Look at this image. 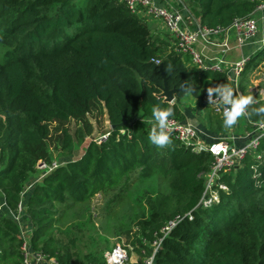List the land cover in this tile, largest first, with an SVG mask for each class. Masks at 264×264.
Instances as JSON below:
<instances>
[{"label":"trees","instance_id":"16d2710c","mask_svg":"<svg viewBox=\"0 0 264 264\" xmlns=\"http://www.w3.org/2000/svg\"><path fill=\"white\" fill-rule=\"evenodd\" d=\"M260 1L181 0L189 26L209 28L253 16ZM151 23L122 0H0V264L22 263L23 239L11 214L19 204L33 226L32 250L70 264L73 256L52 234L60 215L131 175L162 176L167 192L147 200L148 214L135 224L138 262L127 264H142L177 216L183 219L153 264H264V162L249 156L222 172L212 187L217 202L203 207L213 156L172 137L164 148L148 139L153 107H171L169 118L183 123L181 99H201L207 80L214 87L230 84L224 73L200 71L176 54L170 35L155 36ZM260 62L264 42L243 75ZM165 84L175 90L172 103L161 97ZM254 100L249 110L264 105ZM89 118L107 121L104 132L96 129L98 136L110 133L107 141H91L82 158L57 166L25 193L38 164L53 165V151L72 153V123L79 124V142L93 135ZM260 121L264 114L244 116L249 130Z\"/></svg>","mask_w":264,"mask_h":264},{"label":"rangeland","instance_id":"374dc122","mask_svg":"<svg viewBox=\"0 0 264 264\" xmlns=\"http://www.w3.org/2000/svg\"><path fill=\"white\" fill-rule=\"evenodd\" d=\"M158 25L162 27L161 24L158 23ZM258 25L259 28L260 26L264 28V14L259 17ZM263 35L264 33H261L259 38L257 37L258 43L261 44L260 47H262L264 42ZM236 84V93L263 99L264 62H260L253 70L244 75L242 73ZM202 88L203 95H205L202 103L198 99L186 96L182 99L181 106L184 110H187L188 115L191 114L192 121L197 123V125L206 127L212 133L219 131L220 133L229 134V131L224 132L225 129L223 128L220 130L222 125L220 127L216 119V116H218V119L220 118L223 121V117L215 113L205 101V98L209 96L208 89L215 87L204 81ZM213 94L216 93L214 92ZM89 119V122L96 127L93 135L90 137L84 136L79 142L76 134L77 130H79V124L72 123L71 134L74 138V149L69 156L65 152L53 151L51 154L53 164L64 166L68 162H75L82 158L91 141L94 142L93 139L99 135L96 129L102 127L100 121ZM234 129L238 131V134L243 131L251 132L244 124V117L238 119L232 131ZM93 145L97 146L98 144L93 143ZM52 171L45 168L44 165H40L37 168V172L31 176L25 193L30 192L34 184L40 183L41 179ZM166 192V181L162 176L155 175L150 179H136V175H131L128 178H124L116 188H106L105 190L97 191L85 203L75 204L70 211L62 213L58 222L54 224L52 234L56 238L58 246L62 249L64 248L65 251L73 256L70 264H106L105 257L115 245H123L131 255L136 253L133 247L138 235L135 225L136 221L148 214L147 200L157 198ZM21 230L29 233L31 230L33 231L29 218L23 219Z\"/></svg>","mask_w":264,"mask_h":264},{"label":"built area","instance_id":"2783aa9c","mask_svg":"<svg viewBox=\"0 0 264 264\" xmlns=\"http://www.w3.org/2000/svg\"><path fill=\"white\" fill-rule=\"evenodd\" d=\"M122 1L131 13L138 15L143 21L147 19L160 23L166 33L173 39V51L176 54L188 56L192 63L200 70H212L214 72L224 73L234 90L237 89L236 81L244 72L248 58L242 57L237 62L228 64L223 57H213L212 62L214 63L210 65L208 63L209 60L204 58L194 47L199 43L205 46H218L226 53L233 49L229 44V36L232 37L234 48L236 49H243L253 44L259 34V25L254 16L236 19L227 28H209L200 25L191 27L181 11L169 8L164 3L162 5L160 0ZM255 12H264V0L260 1ZM156 64H159V62L156 61ZM205 101L215 113L223 117L224 106L221 104L217 94H213L211 98L207 96ZM168 122L170 137L177 140L192 152H206L214 158V163L211 166V171L207 178L205 192L200 201L203 207H209L217 202L218 196L216 192L212 191V187L222 172L237 167L249 156L256 163L264 162V121L254 124V128L248 133L249 141L240 147H236L226 139H218L211 143L200 142L197 128L194 125L179 122L174 118H168ZM109 136L110 133L107 131L97 136L93 141L97 144L104 143ZM261 146H263L262 149H260ZM40 165H44L49 170L57 168L55 164L47 167V165L40 163L38 167ZM255 177L257 178L258 176L255 175ZM219 187L223 190L226 189L223 185ZM2 205H0V210H2ZM11 214L20 227L23 221L22 205L19 204L17 210ZM182 219L180 216L175 217L174 220L170 221L161 230L162 236H156L153 240L151 243V254L143 259L142 264H153L154 257L160 249L163 239ZM21 237L23 239L21 264H41L44 262L46 256L39 251L34 252L31 248L30 233L23 231L21 232ZM129 260V252L123 245H115L105 257L106 264H127Z\"/></svg>","mask_w":264,"mask_h":264},{"label":"crops","instance_id":"0c3cea01","mask_svg":"<svg viewBox=\"0 0 264 264\" xmlns=\"http://www.w3.org/2000/svg\"><path fill=\"white\" fill-rule=\"evenodd\" d=\"M160 2L162 5L164 3L167 7L177 9L181 12H183V10H185V7L183 6L181 0H160ZM262 14H264V12H257L253 15L254 18L257 20V22L259 21V17ZM150 25H151L152 33L155 36L161 37L163 35H166V33L164 32V29L158 25V22L151 23ZM259 30H260V35H261V33L263 34L261 26H260ZM259 36H257V37L259 38ZM228 38H229V44L231 47H233V49L227 51L226 53H224L222 51V48H220L218 46H209V45L205 46V45L200 44V43L197 44L194 48L197 51H199L204 58H207V60H209L208 63L210 65H212L214 63V62H212L213 57H223L224 60L228 64H233V63L237 62L238 60H240L242 57H246V58L248 57V59H249V57H251V55H253L259 49V47L261 45L260 43H258L259 41L257 38V42L255 41L253 44L248 45L243 49H236V48H234V41H233L232 37L229 36ZM263 38H264V35H263ZM222 42H223V39H222ZM183 57L188 58L189 62L192 63L191 59L188 56H183ZM198 70H200V69H198ZM200 71H206V70H200ZM210 71L212 72V70H210ZM207 82H209L210 84L213 85L212 81L207 80ZM213 87H214V85H213ZM186 96H189V95H186ZM189 97L192 98L191 96H189ZM204 97H205V95H203V97L201 99H198V100H200L202 102V101H204V100H202ZM173 101H174V99H173ZM181 103H182V99H181L180 104H179V110L185 119L183 123L192 124L197 128L198 138H199L200 142L211 143V142H214L218 139H226L231 144L235 145L236 147H240V146H242V144H245L249 141L248 133H247L249 131H243L241 134H238L237 133L238 131L236 129H234V131H232L233 127L230 128L231 130L228 129L227 127H225L223 124V121L220 118H219L220 120L218 119V116H216V119L218 120L220 127L222 125L220 130H222V128H223V129H225L224 132L229 131V134L220 133L219 131L212 133L211 131L207 130L206 127L197 125V123L192 121L193 119L191 117V114L188 115L187 110H184V108L181 106ZM244 124H245L246 128L248 129L245 122H244ZM108 126L109 125H108L107 121L102 124V127H104L103 132H104V130H106L108 128ZM0 213H1V211H0ZM19 229L21 232H23L21 230V226L19 227ZM137 262H138V255L136 253H132L130 255L129 263H137ZM41 264H58V262L54 258H49L46 256L45 261L42 262Z\"/></svg>","mask_w":264,"mask_h":264},{"label":"clouds","instance_id":"9594fccd","mask_svg":"<svg viewBox=\"0 0 264 264\" xmlns=\"http://www.w3.org/2000/svg\"><path fill=\"white\" fill-rule=\"evenodd\" d=\"M191 92L192 89H186ZM209 97L215 92L220 99L223 108V124L227 128L236 125L238 119L244 116H251L254 114H264V105L258 108H251L249 106L258 103L254 100L252 95L235 94L234 88L230 84H223L221 86L208 89ZM173 115L171 107L167 109L155 106L152 109V117L155 121L151 128L148 139L151 144L158 148H164L171 144L169 122L168 118Z\"/></svg>","mask_w":264,"mask_h":264},{"label":"water","instance_id":"95a60500","mask_svg":"<svg viewBox=\"0 0 264 264\" xmlns=\"http://www.w3.org/2000/svg\"><path fill=\"white\" fill-rule=\"evenodd\" d=\"M174 93H175V90H169L165 84L163 87V93H162L161 97H163L166 102L171 103L174 99Z\"/></svg>","mask_w":264,"mask_h":264}]
</instances>
